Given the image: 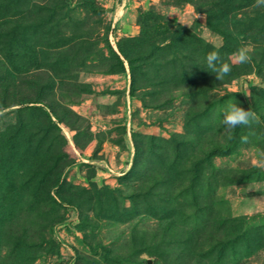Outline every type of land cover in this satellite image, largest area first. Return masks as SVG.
Returning a JSON list of instances; mask_svg holds the SVG:
<instances>
[{
	"label": "rangeland",
	"instance_id": "obj_1",
	"mask_svg": "<svg viewBox=\"0 0 264 264\" xmlns=\"http://www.w3.org/2000/svg\"><path fill=\"white\" fill-rule=\"evenodd\" d=\"M254 3L0 0V264H264Z\"/></svg>",
	"mask_w": 264,
	"mask_h": 264
},
{
	"label": "clouds",
	"instance_id": "obj_2",
	"mask_svg": "<svg viewBox=\"0 0 264 264\" xmlns=\"http://www.w3.org/2000/svg\"><path fill=\"white\" fill-rule=\"evenodd\" d=\"M253 7H264V0H255ZM240 39H243L240 37ZM251 46L242 45L233 54L236 62L244 64L250 63L252 60ZM207 66L215 73L216 78L220 81L231 72V64L222 59L219 51H211L206 57ZM253 123H260V117L253 110H245L237 105L234 101H230L223 112L222 124L225 131L229 134L238 126H250ZM243 142L248 141V137H242ZM254 166L264 167V152L260 153V158L253 161Z\"/></svg>",
	"mask_w": 264,
	"mask_h": 264
},
{
	"label": "water",
	"instance_id": "obj_3",
	"mask_svg": "<svg viewBox=\"0 0 264 264\" xmlns=\"http://www.w3.org/2000/svg\"><path fill=\"white\" fill-rule=\"evenodd\" d=\"M148 264H152V262L149 260V261H148Z\"/></svg>",
	"mask_w": 264,
	"mask_h": 264
}]
</instances>
